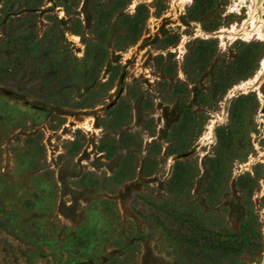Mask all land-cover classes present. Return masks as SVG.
<instances>
[{
  "label": "rangeland",
  "instance_id": "374dc122",
  "mask_svg": "<svg viewBox=\"0 0 264 264\" xmlns=\"http://www.w3.org/2000/svg\"><path fill=\"white\" fill-rule=\"evenodd\" d=\"M238 1L0 0V264H264V84L225 106L264 41L214 36Z\"/></svg>",
  "mask_w": 264,
  "mask_h": 264
},
{
  "label": "bare ground",
  "instance_id": "6f19581e",
  "mask_svg": "<svg viewBox=\"0 0 264 264\" xmlns=\"http://www.w3.org/2000/svg\"><path fill=\"white\" fill-rule=\"evenodd\" d=\"M191 1V0H186ZM191 3V2H190ZM136 6V4L134 5ZM133 6V7H134ZM247 8L248 19L244 21L243 25L239 27L237 24L232 25L231 28H221L219 31L215 32L214 36L224 38L229 36L231 39L239 40L242 38L245 42H250L253 39L258 41H264V0H239L235 5L234 9L230 13L241 14L242 9ZM198 32H202L200 26H198ZM208 38L211 35L204 33ZM257 37V38H256ZM187 40H183L180 44V52L183 53V47ZM177 51V50H176ZM264 84V59L260 63V68L256 74L249 78L248 80L242 81L240 84L234 86L230 90L225 99V106H228L229 102L234 98L239 96L242 93H247L248 91H258ZM226 116V112H225ZM215 121L209 126V134L212 135ZM264 163V153L260 152L259 156L256 158H251L248 164L252 163ZM247 164V165H248Z\"/></svg>",
  "mask_w": 264,
  "mask_h": 264
},
{
  "label": "trees",
  "instance_id": "16d2710c",
  "mask_svg": "<svg viewBox=\"0 0 264 264\" xmlns=\"http://www.w3.org/2000/svg\"><path fill=\"white\" fill-rule=\"evenodd\" d=\"M190 216L185 215L182 221L190 225L193 235L191 242L204 250L230 257H235L244 250L248 254H259L263 251L261 231L248 226L245 219L241 222L242 229L235 232L225 227L211 228Z\"/></svg>",
  "mask_w": 264,
  "mask_h": 264
},
{
  "label": "flooded vegetation",
  "instance_id": "af4514ba",
  "mask_svg": "<svg viewBox=\"0 0 264 264\" xmlns=\"http://www.w3.org/2000/svg\"><path fill=\"white\" fill-rule=\"evenodd\" d=\"M238 15L241 16L242 14H238ZM243 23H244V20H242L241 23H238V22H237L236 24H237L239 27H241V26L243 25ZM256 38H257V37H256ZM239 40H243V39L240 38ZM243 41H244V40H243Z\"/></svg>",
  "mask_w": 264,
  "mask_h": 264
}]
</instances>
